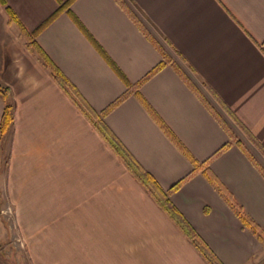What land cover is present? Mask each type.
Returning <instances> with one entry per match:
<instances>
[{
  "label": "crops",
  "instance_id": "1",
  "mask_svg": "<svg viewBox=\"0 0 264 264\" xmlns=\"http://www.w3.org/2000/svg\"><path fill=\"white\" fill-rule=\"evenodd\" d=\"M66 1V0H64ZM74 0L71 13L140 97L264 237V0ZM34 32L55 0H5ZM36 45L97 115L126 87L66 13ZM173 64V66H172ZM0 84L13 122L0 140V210L30 264H209L131 175L27 47L0 4ZM5 101L0 97V121ZM103 124L163 191L193 167L140 100ZM225 145L228 148L215 156ZM171 204L221 264H264L211 183L193 175ZM0 264H8L0 253Z\"/></svg>",
  "mask_w": 264,
  "mask_h": 264
},
{
  "label": "trees",
  "instance_id": "2",
  "mask_svg": "<svg viewBox=\"0 0 264 264\" xmlns=\"http://www.w3.org/2000/svg\"><path fill=\"white\" fill-rule=\"evenodd\" d=\"M58 4V8L56 12L50 16L44 23H42L34 32L29 33L22 25L19 23L14 12L7 6L5 0H0V4L5 7L9 21L12 23H16L19 27L20 34L26 38L27 47L33 53L37 54L41 63L45 68H47L53 79L56 83L61 87V89L65 92V94L72 100V102L77 106L80 112L90 121V123L95 127V129L101 134L105 142L108 146L113 150V152L119 157L121 162L127 168V170L131 173V175L145 188L147 193L153 198V200L157 203V205L167 214L169 219L179 228V230L187 237V239L195 246V248L199 251V253L203 256L209 264H221L215 258V256L207 250L199 237L195 234V232L190 228V226L186 223L183 217L179 214V212L175 209V207L171 204L169 196L180 189V187L186 183L193 175L197 173H201L215 188L217 193L223 197L227 203V205L235 212L239 220L241 221L243 227L249 230L254 236H256L259 240L263 241L264 237L255 225V223L243 212L242 208L234 202V200L230 197V195L224 190V188L219 185L216 181L212 179L210 175L208 162L206 163H198L193 159L191 154L187 151V149L181 144V142L174 136V134L165 126V124L159 119V117L153 112L150 106L140 97L139 95V86L145 80L149 79L151 76L158 73L166 63L170 62L169 59L165 57L163 53V61L157 65L155 69H153L141 82L140 84L133 85L131 84L126 77L122 74V72L117 68V66L109 59L106 53L102 50V48L91 38V36L87 33V31L83 28L77 18L71 13L70 6L74 0H55ZM119 5L129 13L121 0H116ZM61 13H66L71 20L75 23V25L79 28V30L87 37L89 42L93 45L99 55L103 58V60L107 63V65L112 69L115 75L121 80V82L126 87V93L123 97L118 99L116 102L111 104L109 108L105 112L100 115H97L93 112L89 106L85 103L83 98L74 88V86L67 80V78L61 73V71L50 61V59L43 53V51L36 45L35 38L37 35L50 23H52ZM173 66V64H172ZM134 95L136 96L143 107L147 110V112L151 115L154 121L157 123L159 128L163 131L166 137L171 141V143L185 156V158L191 163L193 167V171L187 177L183 178L177 184L172 186L169 190L163 191L154 178L144 171L139 164L134 160V158L129 154V152L122 146V144L117 140V138L110 132V130L103 124L102 117L108 114L111 110L121 104L128 96ZM7 89L0 84V97L5 101L3 114L0 121V140L5 138L9 133L12 122V107L7 102ZM228 148V145H225L215 156L223 153Z\"/></svg>",
  "mask_w": 264,
  "mask_h": 264
},
{
  "label": "rangeland",
  "instance_id": "3",
  "mask_svg": "<svg viewBox=\"0 0 264 264\" xmlns=\"http://www.w3.org/2000/svg\"><path fill=\"white\" fill-rule=\"evenodd\" d=\"M10 213L0 210V253L8 264H30L25 245L17 242L14 233L6 226V218Z\"/></svg>",
  "mask_w": 264,
  "mask_h": 264
}]
</instances>
